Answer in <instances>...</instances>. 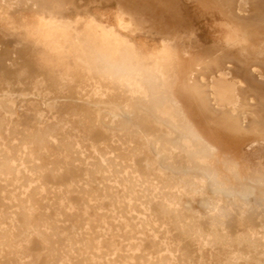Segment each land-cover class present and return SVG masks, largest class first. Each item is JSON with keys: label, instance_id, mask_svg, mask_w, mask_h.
I'll list each match as a JSON object with an SVG mask.
<instances>
[{"label": "rangeland", "instance_id": "374dc122", "mask_svg": "<svg viewBox=\"0 0 264 264\" xmlns=\"http://www.w3.org/2000/svg\"><path fill=\"white\" fill-rule=\"evenodd\" d=\"M129 1L0 0V264H264V0H136L199 24L169 46Z\"/></svg>", "mask_w": 264, "mask_h": 264}, {"label": "bare ground", "instance_id": "6f19581e", "mask_svg": "<svg viewBox=\"0 0 264 264\" xmlns=\"http://www.w3.org/2000/svg\"><path fill=\"white\" fill-rule=\"evenodd\" d=\"M148 1H150V0H148ZM162 1V0H161ZM166 1H168V0H166ZM171 1V0H170ZM130 3H127V5L125 6V9H126V14L128 15V17H129V21H128V23L127 24H124V26H125V28L126 29H128V25L129 24H131V25H133V26H135L136 27V29H140V30H143V32H147V33H150L151 35H154V36H156V37H159L160 39H161V41H163V43L165 44V45H167V46H169L171 43H173L174 41H176V40H178L180 37H182L186 32H188V33H190L192 36H198L199 35V33H200V26H199V24H197V23H194V27L193 26H191L189 23V25L191 26H188V27H184L183 26V23H178V24H181L180 26L179 25H174L173 27H171V26H168V21L171 19V15H172V12L171 11H169V8L170 7H168L167 8V10H168V12H171L170 14L171 15H169L167 12H162L160 15H159V17H158V19H156V21H155V15H156V12H155V10H153V8H152V6H151V4L150 3H148L147 1L145 2L144 1V3L143 4H138L137 2H136V0H130L129 1ZM160 2V1H159ZM163 2H164V0H163ZM169 2V1H168ZM172 2V1H171ZM171 2L169 3V5H171ZM174 2V1H173ZM134 3H136V5L134 4ZM121 4H122V2H121ZM120 4V5H121ZM134 4V5H133ZM244 4H245V0H241V2H240V6H241V10L242 11H244V9H245V6H244ZM156 5V4H155ZM157 5H158V3H157ZM166 5H168V3H166ZM174 5V4H173ZM246 5V4H245ZM158 6H160L161 7V5H158ZM164 6H165V4H164ZM175 6V5H174ZM174 6L172 7V8H174ZM151 7V8H150ZM167 6H165V8H166ZM132 8H135L136 10L134 11V9L132 10ZM164 8V9H165ZM162 10V9H161ZM166 10V9H165ZM172 10V9H171ZM157 11V10H156ZM177 9H176V13H177ZM241 11V12H242ZM152 12V13H151ZM161 12V11H160ZM241 12H240V14H241ZM175 13V10L173 11V15H176V14H174ZM231 16H233L237 21H239V22H241V23H243L244 24V22H243V19L238 15V13H235L234 11H231ZM242 15V14H241ZM177 16V15H176ZM173 17V16H172ZM174 18V17H173ZM177 18V20H175V21H178L179 19H178V17H176ZM175 18V19H176ZM257 19V18H256ZM174 20V19H173ZM180 20H181V18H180ZM155 23H157V24H155ZM156 25V27H152V25ZM173 24H174V21H173ZM246 25H247V23H245ZM130 25V26H131ZM178 26V27H177ZM242 26H244V25H242ZM132 27V26H131ZM135 27H133L134 29H135ZM131 29V28H130ZM129 29V30H130ZM92 30V29H91ZM95 31V30H94ZM90 32V31H89ZM92 32V31H91ZM86 34H87V32H86ZM206 35V34H205ZM107 36V33H102L101 34V38L103 39L104 37H106ZM204 36V35H203ZM95 39H97V38H95ZM100 41V40H99ZM84 43V42H83ZM82 43V44H83ZM88 43V42H87ZM250 43V42H249ZM77 44V43H76ZM111 44V43H110ZM93 46V45H92ZM117 46V45H116ZM241 46V45H240ZM111 48V47H110ZM238 48V47H237ZM234 49V48H233ZM75 50V49H74ZM225 52V51H224ZM82 53H83V51H82ZM102 53V52H101ZM100 52H98V51H94L93 52V60H95V61H98V62H100V63H102V64H104L105 66H106V70L108 71V73L109 74H111L112 76H115V77H119V78H121V79H125L126 81H129V78H130V72H131V70H130V64H129V61L125 58V57H121V58H118L119 60H117V61H113L112 63L110 62V61H108L107 60V58L103 55V54H101ZM240 53H241V56L243 57V60H242V62H245V60H247V59H252V58H255V56H258V57H262V54L264 53V45H262V46H253V45H250V46H245V47H241V49H240ZM91 54V53H90ZM120 54V53H119ZM119 54H118V56H119ZM161 55V54H160ZM155 57V56H154ZM241 61V60H240ZM103 66V65H102ZM244 67V66H243ZM247 70V69H246ZM99 71V70H98ZM97 72V71H96ZM257 73V72H256ZM221 74H223V73H221ZM230 74L231 73H226V74H224L223 75V77L217 82V83H215L216 84V88H215V90H216V93H217V95L218 96H221L224 100H227V101H233L234 103H236V100L238 99V97H237V94H236V92H237V89L231 84V82L229 81V76H230ZM161 79V78H160ZM248 79V78H247ZM246 79V80H247ZM212 80V79H211ZM215 80V79H214ZM114 81V80H113ZM112 81V82H113ZM204 81V80H203ZM258 83V82H257ZM128 84H125V86H127ZM211 85H212V83H211ZM55 86V85H54ZM131 86V85H130ZM113 88H115L114 86H113ZM120 88V87H119ZM118 88V89H119ZM131 88V87H130ZM248 88H253V85L252 84H248ZM117 89V90H118ZM121 89V88H120ZM129 90V89H128ZM147 92V91H146ZM114 93V92H113ZM215 93V92H214ZM117 94V93H116ZM119 94H123L122 92L120 93L119 92ZM118 94V96L119 97H121L120 95ZM134 95V94H133ZM117 96V95H116ZM131 96V95H130ZM129 96V97H130ZM124 97H125V95H124ZM123 97V98H124ZM143 97V96H142ZM115 98V97H114ZM114 98H112V99H114ZM127 98V97H126ZM131 98H133V97H131ZM130 98V99H131ZM138 98V97H137ZM119 99V98H118ZM121 100H123L122 98H120ZM119 99V100H120ZM125 99V98H124ZM116 100V99H115ZM118 100V101H119ZM142 100V99H141ZM216 100V99H215ZM117 101V100H116ZM128 101V100H127ZM249 101H251V100H249ZM120 102V101H119ZM146 102V101H145ZM252 102V101H251ZM126 103V102H125ZM128 103H130V102H128ZM112 104H113V102H112ZM114 104H115V102H114ZM119 104V103H118ZM120 104H121V102H120ZM124 104V103H123ZM139 104V103H138ZM127 105V104H126ZM131 105V104H130ZM129 105V106H130ZM137 105V104H136ZM229 105V104H228ZM234 105H236V104H234ZM125 106V105H124ZM232 106V105H231ZM245 106V105H244ZM144 107V106H143ZM223 107V106H222ZM124 108H126L127 109V106L126 107H124ZM123 108V109H124ZM130 108V107H129ZM150 108V107H149ZM144 109H146V108H144ZM209 109L210 110H213L211 107H209ZM129 109H127V111H128ZM126 111V110H125ZM130 111H132V110H130ZM233 112V111H232ZM132 112H130V114H131ZM262 113H263V117H264V106H263V108H262ZM127 114V113H126ZM167 114H168V116L170 115V113L169 112H167ZM236 114V113H235ZM242 115V114H241ZM242 117V116H241ZM234 120H235V118H234ZM244 120V119H243ZM210 121V120H209ZM42 122V121H41ZM51 123V122H50ZM124 123V122H123ZM43 126H46V125H43ZM48 126V125H47ZM246 126V125H245ZM57 127V126H56ZM44 128H46V127H44ZM43 128V129H44ZM121 128V127H120ZM122 128H123V126H122ZM121 128V129H122ZM136 129V128H135ZM50 130V129H49ZM172 130V129H171ZM174 130V129H173ZM175 130H177V132L179 133V139L181 140V138H184L185 139V141H186V144L189 146L190 144H193L194 143V137H195V135H194V133L191 131V130H189L188 129V127H187V125L184 123V122H177V126L175 127ZM16 131V130H15ZM39 131H41V130H39ZM44 131V130H43ZM118 131H120V130H118ZM137 131V130H136ZM127 132H128V130H127ZM126 133V132H125ZM129 133V132H128ZM138 133V132H137ZM136 133V134H137ZM24 134V133H23ZM27 134V133H26ZM133 134V133H132ZM127 135V134H126ZM126 135H124V137L126 136ZM24 136V135H23ZM42 136V135H41ZM119 136V135H118ZM136 136V135H135ZM14 137V136H13ZM15 137H16V135H15ZM14 137V138H15ZM135 138V137H134ZM144 138H145V135H144ZM20 139V138H19ZM120 140V139H119ZM144 140V139H143ZM148 141V140H147ZM166 141H168L167 139H166ZM34 142V141H33ZM160 142V141H159ZM149 143V142H148ZM161 143V142H160ZM165 143V142H164ZM167 143H172V141L170 142H167ZM261 143V142H260ZM32 144V143H31ZM119 144V143H118ZM128 144H129V142H128ZM157 144V143H156ZM162 144V143H161ZM262 144V143H261ZM264 144V143H263ZM127 145V144H126ZM153 145V144H152ZM251 145H253V144H251ZM254 145H256L255 143H254ZM257 145H259V143L257 144ZM18 146H19V144H18ZM40 146V145H39ZM133 146H135V145H133ZM158 146V145H157ZM22 147V146H21ZM136 147V146H135ZM150 147V146H149ZM148 147V148H149ZM121 148V147H120ZM123 148V147H122ZM121 148V149H122ZM133 148V147H132ZM143 148H145V147H143ZM116 149H118V148H116ZM134 149V148H133ZM137 149H139L138 147H137ZM152 149H154V151H155V154H154V156L156 155V156H159L160 158H161V165L164 167L166 164H165V161H166V155L164 154V152H163V150L160 148V147H154V148H152ZM126 150V149H125ZM140 150H142V149H140ZM144 150V149H143ZM41 151V150H40ZM121 151V150H120ZM130 151H132V150H130ZM128 152H129V150H128ZM131 153V152H130ZM132 153H133V151H132ZM131 153V154H132ZM137 153H138V151H137ZM139 153H140V151H139ZM142 153V152H141ZM154 153V152H153ZM128 154V153H127ZM134 154V153H133ZM129 156H131V155H129ZM102 157H103V155H102ZM126 157H128L127 155H126ZM133 157V156H132ZM135 157H137V156H135ZM101 158V157H100ZM116 158H117V156H116ZM96 159H98V158H96ZM189 159V158H188ZM150 161V160H149ZM148 161V162H149ZM33 162V161H32ZM7 163V162H6ZM129 163V162H128ZM109 164V163H108ZM107 164V165H108ZM133 164V163H132ZM106 165V166H107ZM160 165V166H161ZM255 165L256 166H258L259 165V162L258 161H256V163H255ZM98 166H100L99 165V163H98ZM104 166H105V164H104ZM110 166V165H109ZM130 166H132L131 164H130ZM103 167V166H102ZM98 168V167H97ZM115 168V167H114ZM168 168V167H167ZM254 168V167H253ZM6 169H7V167H6ZM15 169H16V167H15ZM107 170H109V168H106ZM259 170V169H258ZM107 172V171H106ZM108 172H110V171H108ZM2 173V172H1ZM158 173V172H157ZM166 176V175H165ZM255 176V175H254ZM157 177V176H156ZM161 178V177H160ZM148 179V178H147ZM163 179V178H162ZM174 179V178H173ZM192 179V178H191ZM258 179V178H257ZM107 180H108V178H107ZM159 180V179H158ZM164 180H165V178H164ZM164 180L162 181V182H164ZM175 180V179H174ZM147 181V180H146ZM161 181V180H160ZM166 181V180H165ZM168 181V180H167ZM176 181V180H175ZM117 183H118V181H116ZM115 182V183H116ZM124 182V181H123ZM164 183H167V182H164ZM163 183V184H164ZM169 183V182H168ZM143 184V183H142ZM174 184H175V182L173 183V187H174ZM180 184V183H179ZM215 184V183H214ZM149 185V184H148ZM165 185V184H164ZM184 184L182 183V186H183ZM157 186V185H156ZM169 186V185H168ZM185 186V185H184ZM164 187V186H163ZM163 187L161 188L162 190H163ZM179 187V186H178ZM114 188V187H113ZM156 188V187H155ZM185 189H186V187H185ZM173 190H174V188H173ZM177 190H178V188H177ZM182 190H184V189H182ZM190 190V189H189ZM194 190V189H193ZM164 191H166V189L164 190ZM191 191H189V193H190ZM224 192V191H223ZM160 193V192H159ZM163 193V192H162ZM161 194V193H160ZM180 194V193H179ZM201 194V193H200ZM174 195V194H173ZM183 195V194H182ZM181 195V196H182ZM164 196V195H163ZM175 196V195H174ZM109 197V196H108ZM183 197V196H182ZM185 197V196H184ZM124 198V197H123ZM127 199V198H126ZM162 200H163V197H162ZM166 200H167V198H166ZM170 200V199H169ZM163 202V201H162ZM163 204V203H162ZM140 205V204H139ZM165 206V205H164ZM123 209V208H122ZM135 209V208H134ZM165 211H166V209H164ZM136 211V210H135ZM142 211V210H141ZM173 211V210H172ZM175 212H176V210H175ZM175 214V213H174ZM139 215V214H138ZM215 220V219H214ZM176 222V221H175ZM211 227V226H210ZM35 228V227H34ZM37 230V229H36ZM39 232V231H38ZM41 234V233H40ZM37 235V234H36ZM4 238V237H3ZM7 238V237H6ZM1 239H2V236H1ZM0 239V240H1ZM5 239V238H4ZM19 239V238H18ZM10 240V239H9ZM17 240V239H16ZM3 241V240H2ZM6 242H7V240H5ZM251 241V240H250ZM15 243H16V241H15ZM253 243V242H252ZM8 244V243H7ZM1 246V245H0ZM2 246H3V244H2ZM6 247V246H5ZM9 248H10V245L8 246ZM12 247V246H11ZM257 247V246H256ZM14 248V247H13ZM254 248V247H253ZM0 249H1V247H0ZM15 249V248H14ZM136 249V248H135ZM156 251V250H155ZM9 252H12V251H9ZM16 252V251H15ZM157 252V251H156ZM1 254V253H0ZM177 257V256H176ZM178 258V257H177ZM146 259V258H145ZM162 261V260H161ZM176 261V260H175ZM85 264H88V263H85ZM94 264V263H93ZM122 264V263H121Z\"/></svg>", "mask_w": 264, "mask_h": 264}]
</instances>
